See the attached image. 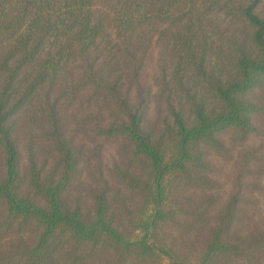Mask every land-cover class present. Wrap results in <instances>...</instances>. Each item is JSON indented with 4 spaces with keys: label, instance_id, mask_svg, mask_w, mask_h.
Returning a JSON list of instances; mask_svg holds the SVG:
<instances>
[{
    "label": "trees",
    "instance_id": "1",
    "mask_svg": "<svg viewBox=\"0 0 264 264\" xmlns=\"http://www.w3.org/2000/svg\"><path fill=\"white\" fill-rule=\"evenodd\" d=\"M0 264H264V0H0Z\"/></svg>",
    "mask_w": 264,
    "mask_h": 264
},
{
    "label": "rangeland",
    "instance_id": "2",
    "mask_svg": "<svg viewBox=\"0 0 264 264\" xmlns=\"http://www.w3.org/2000/svg\"><path fill=\"white\" fill-rule=\"evenodd\" d=\"M159 63H160V60L158 59L157 55L154 54L153 58L150 59L148 62V71L150 74V81H152V76L158 71ZM132 96H134V92H132ZM229 136H230V133L225 134L224 139L226 140ZM260 140H261L260 136L250 135L245 145L246 146L247 145H257L260 142ZM116 147H117V142L115 141H109L108 143L105 144L103 151H102L103 163L107 165H112V163L116 160ZM211 157L215 162H217L218 165L223 164V163H220L222 160H220V158L216 157L214 154H212Z\"/></svg>",
    "mask_w": 264,
    "mask_h": 264
}]
</instances>
